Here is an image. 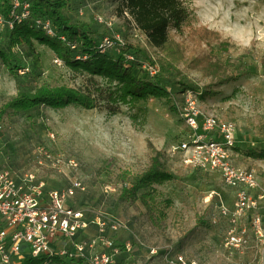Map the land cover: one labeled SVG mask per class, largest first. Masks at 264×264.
Segmentation results:
<instances>
[{
	"label": "rangeland",
	"instance_id": "1",
	"mask_svg": "<svg viewBox=\"0 0 264 264\" xmlns=\"http://www.w3.org/2000/svg\"><path fill=\"white\" fill-rule=\"evenodd\" d=\"M178 1L185 19L179 28L169 27L168 46L161 49L149 43L121 0H67L64 13L71 21L88 23L97 39L109 36L148 57L145 64L156 69L169 95L137 103L109 102L105 93L113 83L59 66L48 45L27 33L13 43L3 28L0 159L17 172H34L47 189L80 179L85 189L72 203L86 218L98 213L125 223L126 228L105 232L125 251V264H170L168 257L179 253L200 264L253 260L254 241L243 250L223 245L229 223L220 204L231 205L235 188L217 171L185 164L183 151L173 147L188 132L180 116L188 90L203 113L234 124L231 160L252 169L264 188V158L253 155L264 149V0ZM41 86L88 92L96 107L20 111L6 106L20 91L32 93ZM150 168L171 176L152 181L135 196L123 195L124 186ZM96 233L90 224L77 241Z\"/></svg>",
	"mask_w": 264,
	"mask_h": 264
},
{
	"label": "built area",
	"instance_id": "2",
	"mask_svg": "<svg viewBox=\"0 0 264 264\" xmlns=\"http://www.w3.org/2000/svg\"><path fill=\"white\" fill-rule=\"evenodd\" d=\"M10 2L9 19H5L0 10V33L3 28L11 30L23 22L40 27L49 35L54 33L51 20L34 15L28 1ZM113 45V39L105 36L100 48L104 50ZM53 61L64 65L57 56ZM143 67L151 75L156 73L153 66L144 64ZM180 116L188 132L173 150L183 151L185 164L217 171L225 185L235 188L231 205L221 203L219 209L229 223L224 247L243 250L254 241L255 259H243L236 264H264V212L260 211L264 210V188L252 169L236 167L231 160L235 146L234 124L212 113H203L196 94L188 90L183 94ZM70 163L75 165L74 161ZM84 189L78 178L72 179L65 188L47 189L34 172H17L0 159V264H20L26 257L40 255L49 257L44 259V264H50L54 255L79 258L74 264H115L125 251L105 232L106 229L117 232L126 225L98 213L86 218L84 211L72 203L75 193ZM90 224H94L97 233L77 241L78 233L88 229ZM124 246L129 251L130 243ZM168 262L200 264L197 259L181 253L168 257Z\"/></svg>",
	"mask_w": 264,
	"mask_h": 264
},
{
	"label": "trees",
	"instance_id": "3",
	"mask_svg": "<svg viewBox=\"0 0 264 264\" xmlns=\"http://www.w3.org/2000/svg\"><path fill=\"white\" fill-rule=\"evenodd\" d=\"M11 0H0V10L5 19H9ZM34 15L51 20L54 33L47 34L40 27L29 26L23 22L14 25L10 38L16 43L26 33L48 45L63 63L72 68H81L91 75H100L114 84V89L106 91L109 102L146 101L151 97L168 96V91L158 81V75H151L143 67L148 57L133 46L119 44L102 50L100 39L92 35L90 26L85 22H73L64 13L67 0H26ZM124 7L135 20L138 28L146 35L149 43L157 48L166 49L169 27L179 28L185 19V9L178 0H121ZM63 37V39L61 38ZM1 56L2 52L0 51ZM245 67V66H244ZM185 91V90H184ZM202 94L200 93V96ZM105 99V97H104ZM76 105L85 109L96 107L95 97L85 91L69 86H41L31 92L20 91L7 102L11 109L26 111L40 106L63 108ZM254 156L264 158V149L253 152ZM171 175L164 170L150 168L134 176L129 186H124L123 195L135 196L152 181L169 179ZM124 253V252H123ZM48 256L26 257L20 264H44ZM123 254L115 264H125ZM79 258L51 257L50 264H74Z\"/></svg>",
	"mask_w": 264,
	"mask_h": 264
}]
</instances>
